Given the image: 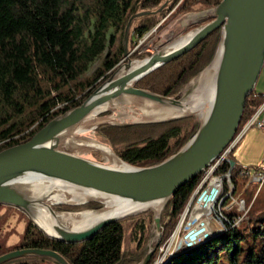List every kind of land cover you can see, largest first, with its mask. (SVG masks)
<instances>
[{"label": "trees", "instance_id": "1", "mask_svg": "<svg viewBox=\"0 0 264 264\" xmlns=\"http://www.w3.org/2000/svg\"><path fill=\"white\" fill-rule=\"evenodd\" d=\"M167 1L172 11L181 0H0V152L28 142L51 120L80 106L124 60L125 30L132 16L138 10H158ZM222 1L182 0L178 9L179 13L187 14L214 8ZM162 13L144 18V22L135 26L133 37L143 38L160 23L162 18L158 17ZM220 39L221 30H217L196 48L136 86L175 97L210 64ZM102 57L101 65L89 75L91 67ZM261 102L256 92L247 99L242 124ZM197 130V120L189 118L170 123L103 127L100 135L110 142L122 160L147 167L177 153ZM231 162H236L234 150L215 174H229ZM242 168L237 163L231 172L234 196L245 188L246 181L240 176ZM202 179L203 174L188 182L168 203L163 218L164 222L170 221L164 225L161 245L174 233L180 215ZM219 181L221 185L223 181ZM218 189L214 186L197 205L196 214L206 217L201 223L212 219ZM225 189L227 193V183ZM245 195L250 208L247 221L238 227L226 222L227 231L219 236L215 232L217 226L207 223L203 227L207 236L204 243L177 255L167 264H221L223 258L227 264H264V185L250 187ZM228 204L226 201L225 206ZM98 207L92 203L83 208ZM213 217L216 218L214 213ZM232 218L233 213L226 219ZM128 220L134 223L127 244ZM152 229L153 213L146 212L107 226L92 240L67 244L49 239L30 222L21 244L0 251V256L20 249H41L61 254L70 264H138L146 255ZM210 231L214 232L208 234ZM157 259L155 254L149 264H155ZM42 260L57 264L40 257L7 264H38Z\"/></svg>", "mask_w": 264, "mask_h": 264}, {"label": "water", "instance_id": "2", "mask_svg": "<svg viewBox=\"0 0 264 264\" xmlns=\"http://www.w3.org/2000/svg\"><path fill=\"white\" fill-rule=\"evenodd\" d=\"M169 2L167 1L158 10L142 12L138 10L132 16L125 30L124 59L129 55L128 43L135 23L140 19L169 11L171 7ZM202 23L204 25L179 39L193 34L184 46L176 50L169 51V48L179 40L168 46L159 42L156 45V52L149 57L130 60L123 65L120 63L80 106L51 120L28 142L1 151L0 206L21 210L49 239L67 244H80L92 240L115 222L149 212L154 205L161 206L160 214L154 213V232L148 243L146 255L138 263L149 264L162 238L164 225L170 221L162 220L164 208L182 187L202 175L222 158L225 150L235 139L242 124L246 101L255 92L264 68V0H223L214 8L184 14L173 30L180 35L189 27ZM217 30H221V39L213 62L219 53L221 56L213 104L206 120L200 121L197 132L177 153L160 164L140 167L122 160L112 146L95 140L108 146L120 162L129 166L127 170H118L109 167L108 164L104 165L93 159L61 150L65 143L73 140L74 132L80 125L98 111H101L96 113L99 118H105L101 115L111 110L102 111V109L112 106L123 97L136 104H151L155 108H182L184 99L179 97V94L175 97H167L138 88L136 85L196 48ZM134 63L141 65L134 67L132 66ZM123 68L125 72L122 71ZM189 117L194 116L129 123L126 126L170 123ZM105 124L109 123L101 125ZM236 164L237 162H231L230 174ZM26 175H38L56 180L69 187L99 196L105 201L118 202L119 206L104 212L96 223L84 231L53 225L51 227L53 234H50L33 216L35 206L39 203L13 185L15 179ZM228 182H232L231 176ZM91 203H97L101 207L62 213H96L105 208L98 201L58 206L82 207ZM48 212L55 216L59 211L49 208ZM29 257L49 258L57 264H70L61 254L41 249L8 252L0 256V264Z\"/></svg>", "mask_w": 264, "mask_h": 264}, {"label": "bare ground", "instance_id": "3", "mask_svg": "<svg viewBox=\"0 0 264 264\" xmlns=\"http://www.w3.org/2000/svg\"><path fill=\"white\" fill-rule=\"evenodd\" d=\"M192 35L193 34L177 41L169 48V51H173L184 46L191 39ZM220 56L221 54L219 53L216 60L206 69L207 71L205 70L200 74V76L203 74L200 80V76L195 79V81L197 79L199 80V84L197 83V88L195 89V87H193L192 90L186 96H184L185 99L182 100V108H155L148 103L136 104L129 102L127 104L137 109V111L134 112L132 114L133 116L129 117V119L137 123L150 121V119L154 121H161L192 115L194 117H198L201 122L205 121L210 112L215 96V84ZM139 65H141V63H134L132 66L136 67ZM122 71L125 72V68H123ZM193 91L194 93H192ZM119 102L122 101L118 100L112 106H107L105 109H102V111L111 110L113 112V114L107 118H99L97 114L101 111L96 112L97 114H93L87 121H85L75 130L73 140L65 143L61 147V150L76 156H81L83 158H85V154L88 152L100 151L108 158L109 167L118 170L129 169V166L120 162L113 155L111 149L108 146L96 142L91 137V133H93L99 125L104 123H117L116 117L113 115L116 113ZM13 185L24 191V193L39 203L35 206L33 216L37 220L38 224L45 227L50 234H53L51 229L53 225L63 226L75 231H84L92 224L96 223L104 212L119 206L118 202H111L112 200L105 201L99 196H95L89 192L75 189L59 181L47 179L38 175H26L24 177L17 178L13 182ZM216 185L219 187V189L216 192V198L213 200V204L220 194L219 180ZM89 201L101 202L103 207H105L104 210L96 213L83 212L79 214L58 212L55 216H52L51 213L48 212L49 208L54 209L58 205H78L87 203ZM150 210L156 215H159L161 206L154 205ZM206 222L208 221L200 224L184 240L193 235L195 231Z\"/></svg>", "mask_w": 264, "mask_h": 264}, {"label": "rangeland", "instance_id": "4", "mask_svg": "<svg viewBox=\"0 0 264 264\" xmlns=\"http://www.w3.org/2000/svg\"><path fill=\"white\" fill-rule=\"evenodd\" d=\"M181 2H182V0L176 6V9L174 8L172 11L169 10L167 12H163L162 13L163 15H160L161 17H158V19H160V18H162V19H161L160 23L152 29V33H151L152 35L151 36L149 35V36H147V38L144 37V38L139 39L136 36L133 37V33H134V31H133L131 39L128 43L129 55L121 62L122 65L125 63H128L130 60H133V61L142 60L146 57H149L150 55H152L153 53L156 52V45L159 42H163L166 46L171 45L172 43L176 42L180 38L186 36L191 31L198 29L200 26L204 25L203 23L199 24V25H195V26L189 27L186 31H184L180 35L177 34L173 30V28H174L175 24L177 23V21L180 20L182 18V16L184 15V14L179 13V9H178ZM142 22H144V19H140L139 21H137V23H135V26L142 23ZM218 47H219V44L217 46L216 52H215L214 57H213L212 61L210 62V64L213 62V60L216 56V53L218 51ZM107 53L108 52H106L105 55H107ZM141 56H145V57L141 59L140 58ZM102 60H103V57L101 59H99L91 67L90 71L88 72L89 75H91L101 65ZM210 64L207 65L204 68V70L207 69L210 66ZM204 70H202V71H204ZM201 72H200V74H201ZM200 74L198 76H200ZM201 76L199 77V80H200ZM195 78H193L187 84H185V86L179 92V97H181L182 99H185L184 96H186L192 90L193 87H195V89L197 88V86L199 84V82H198L199 80L197 79L195 81ZM194 91L192 93H194ZM120 100L122 102H119V104L117 106L116 113L113 115L116 117V120H117L116 124H118L120 126L110 125V124H105V125L99 126L98 128H96L94 130L93 133H91V137L94 140L99 141L103 144L112 146L106 138H104L102 135H100V129L103 127H127L126 123L127 124L135 123V122L131 121L129 119V117L133 116L132 114L134 112H136L137 109L135 107H132L129 104H127L130 102L129 99L123 97ZM112 114H113V112L109 111L107 113L102 114L101 117L107 118V117L111 116ZM189 118H195L198 122V128H199L200 120L198 119V117H189ZM189 118H185V119H189ZM152 121H154V120L150 119V121H145V122H152ZM151 124H159V123H151ZM121 125H124V126H121ZM137 125H150V124H137ZM131 126H136V125H131ZM112 148H113V146H112ZM113 150H114V148H113ZM85 157L89 158V159H93L94 161L99 162V163L104 164V165L109 164L108 158L103 153H101L99 151L88 152L85 154ZM224 184H226V181L224 182ZM243 193H244V190L239 189L237 191V193L235 194V196L225 200L222 203L219 201L215 206V210L219 211L220 209H224L226 207L229 208L230 206H233L239 197L246 200L247 196L246 195L243 196ZM198 199H199V196L191 199L187 208L180 215L179 220H178V224L175 228L174 233L170 237L171 239L168 242V245H166V247H164V245H161V240L158 242L159 244H158L157 250L155 252V254L158 255V259H157L155 264H167L171 259H173L177 255H180L181 253L185 252L184 250H188L190 247L193 246V245H191V246L187 245L188 246L187 247L185 245L186 243L191 244V243H193L199 239H202L201 242L204 243V240H205L204 237H206V235L203 232V227L207 223L213 222L217 226L216 232L218 233V236L224 233L221 231H224L226 229V223L221 222L220 216L219 217L217 216V218L214 219V217H213L214 212H213L212 213V219L206 220L208 222L201 225L198 228V230L195 231V233L193 235H191L187 240H184L191 233L190 231H193V229L198 225V223L200 224L204 219H206L205 216H202V215L200 216V215L196 214V212H197L196 207L198 204ZM226 201L229 202L228 206H225ZM94 204H97V203H94ZM83 207L84 206H82V207L56 206L54 209L56 211H59V212H65V211L69 212V211H79V210H83V209H90V208H83ZM99 207H101V205H99ZM166 207L164 208V210L162 212L163 222H164L163 214H164ZM67 208H69V209H67ZM229 211H233V213H236L237 209L234 207V209H231ZM149 212L153 213V224H154L155 214L153 211H149ZM133 217H136V216H133ZM128 221L125 224L127 227V232H126L127 244L130 241L132 230H133L132 225L134 223L132 221H129V222ZM30 222L33 224V222L30 220L28 215L25 214L24 212H22L21 210H18L16 208L8 209L7 207L1 206L0 207V251L4 252V251H7L8 249L11 250L16 246H19L21 244V242L24 240L25 232H26ZM185 227L190 228L189 232H185V230H186ZM153 232L154 231H152V233ZM152 233H151V236H152ZM184 236H186V237H184ZM150 240H151V237H150ZM156 243H157V239L155 240V244ZM147 248H148V246H147ZM226 260L227 259L223 258V260H221V264H227ZM38 264H52V263L49 260H42Z\"/></svg>", "mask_w": 264, "mask_h": 264}, {"label": "built area", "instance_id": "5", "mask_svg": "<svg viewBox=\"0 0 264 264\" xmlns=\"http://www.w3.org/2000/svg\"><path fill=\"white\" fill-rule=\"evenodd\" d=\"M176 9V8H175ZM156 31V30H155ZM152 30L147 33L144 37L147 38V36H151L152 34ZM143 37V38H144ZM252 129H256L259 130L260 132L264 133V98L260 104V106L255 110V112L249 117V119L244 122L243 124H241L234 141L232 142V144H230V146L225 150V152L222 155V158L220 160H218L216 163H214L209 169H207L204 173H203V179L202 182L200 183V185L197 187V189L195 190V192L193 193V196L191 199L198 197V204L202 202L203 198L205 196H207L208 192L214 187L216 186V184L218 183V180L223 181L220 185V195L218 196L216 203L214 205V214L219 217L221 219L222 223H231L232 227H238L240 226L243 222L248 220V212L250 210V208L247 206L246 200L242 199L241 197H239L237 199V201L235 202V204L233 206H230L229 208H224V209H220L219 211L215 210V206L216 204L220 201L221 203L224 202L225 200L231 198L234 196L235 193V186L234 184L231 182H228V179H230L231 174H227L225 176H217L215 174L217 168L220 166V164L227 158V156L234 150L235 146L246 136V134L252 130ZM240 176L245 179L246 183H245V188H244V192L246 190H248L250 187L252 186H258V185H264V169H255V168H242L240 170ZM226 181V183L228 184L229 187V191H227L226 193V189H225V185L224 182ZM244 194V193H243ZM242 196V195H241ZM197 204V205H198ZM234 207L237 209L236 213H233V211H229L231 209H234ZM233 213V218L232 220H228L227 215ZM215 218V219H216ZM186 228V227H185ZM217 229V227H216ZM190 228L187 227L185 232H189ZM227 228L224 231L221 232H226ZM192 232V231H190ZM214 231H210L208 234L212 233ZM216 232V231H215ZM207 234V235H208ZM188 235V234H187ZM186 235V236H187ZM180 236V235H179ZM184 236V237H186ZM183 237V238H184ZM207 237V236H206ZM204 237V238H206ZM171 239V238H170ZM170 239L163 244L164 247H166V245H168V242L170 241ZM202 239L196 240L195 242L188 244V246H195L197 244H200ZM181 245V244H180ZM187 246V245H186ZM187 246V247H188ZM190 247L189 249L193 248ZM183 247V246H182ZM184 248V247H183ZM186 251V250H184Z\"/></svg>", "mask_w": 264, "mask_h": 264}, {"label": "crops", "instance_id": "6", "mask_svg": "<svg viewBox=\"0 0 264 264\" xmlns=\"http://www.w3.org/2000/svg\"><path fill=\"white\" fill-rule=\"evenodd\" d=\"M255 92L257 99L262 101L264 98V68ZM234 156L241 167L264 169V133L256 129L250 130L235 146Z\"/></svg>", "mask_w": 264, "mask_h": 264}]
</instances>
